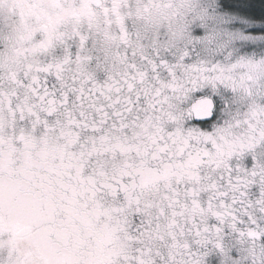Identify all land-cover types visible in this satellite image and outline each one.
<instances>
[{
    "label": "snow or ice",
    "instance_id": "1",
    "mask_svg": "<svg viewBox=\"0 0 264 264\" xmlns=\"http://www.w3.org/2000/svg\"><path fill=\"white\" fill-rule=\"evenodd\" d=\"M0 264H264V0H0Z\"/></svg>",
    "mask_w": 264,
    "mask_h": 264
}]
</instances>
